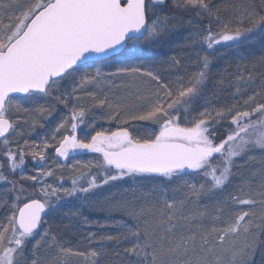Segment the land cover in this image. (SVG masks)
Wrapping results in <instances>:
<instances>
[{"label": "snow or ice", "instance_id": "obj_1", "mask_svg": "<svg viewBox=\"0 0 264 264\" xmlns=\"http://www.w3.org/2000/svg\"><path fill=\"white\" fill-rule=\"evenodd\" d=\"M181 30L186 55L130 63ZM257 37L264 0H0V264H264V55L213 74ZM125 178L157 183L108 193ZM94 200L103 222L84 216Z\"/></svg>", "mask_w": 264, "mask_h": 264}, {"label": "trees", "instance_id": "obj_2", "mask_svg": "<svg viewBox=\"0 0 264 264\" xmlns=\"http://www.w3.org/2000/svg\"><path fill=\"white\" fill-rule=\"evenodd\" d=\"M188 35V32L185 30H181L179 33L174 35L171 38V42L168 44H165L159 48L156 49H150L146 50L138 60H132L130 63H144L145 65H149L152 63L159 64L160 61L167 59L170 56L181 54L186 55V53L181 52V45L184 42L185 37ZM236 51L234 54L230 55V51ZM224 52L229 53V56L224 58H219L217 56L216 58V64L213 68V74L216 76L217 74H227L228 72L234 71L235 67L238 63L242 62H248L252 57H260L261 55H264V37H257L253 41L246 42L245 44L239 46L238 48H222L219 54H222ZM243 58V60H242ZM111 68H108L106 71H111ZM215 82V81H214ZM226 91V90H225ZM211 93V92H210ZM223 92H219L218 95H222ZM212 95V93H211ZM52 103V101H50ZM27 106V105H26ZM59 109L63 110L62 107L58 106ZM67 111V110H65ZM56 112H54L55 114ZM96 121H97V127H104L109 128L111 127L113 130L117 126L115 123L109 124L106 117L101 118L100 110H97L96 115ZM46 119H42L41 123H46ZM227 129V124H223L218 127V134L219 135H225ZM41 128L37 126L34 132H30L28 136H26L27 139L31 140H40L42 139V135L40 134ZM51 154V152H50ZM96 154H84L79 157L82 161H87L89 159H92ZM261 153L257 150L253 152V156L255 157V160L248 165V168L245 169V173L247 174L248 170L256 171L261 167L260 158ZM51 160L49 161V164ZM74 163V161L69 160L67 161L68 165H71ZM28 167H35L32 159L30 157L26 158V166L22 169L24 172L27 170ZM19 171L16 176V179H19ZM65 173V177L70 173L69 168L63 169ZM187 179V177H186ZM198 179V178H196ZM26 184H30L31 181H26ZM155 183H157L154 180H136L133 181L132 179L125 178L122 181H117L114 185H110L107 188L108 193H110L115 198H123L125 195V190H128V195H130V190L133 187L142 186L143 188H150ZM181 183V182H177ZM67 186L70 185V180L66 181ZM172 187H175V184L172 185ZM0 191H2V188H0ZM228 191H232L231 188H229ZM227 195V193H225ZM102 199V198H101ZM68 211L67 208L63 209L60 214H57L56 216L52 217L50 219V223L58 224L60 223V216L63 214V212ZM84 216L88 218L89 221L95 222V221H101L103 222L109 217V212L106 207H101L98 205L97 201H91L89 205L85 206L83 208ZM113 216L118 215L117 213H112ZM83 219V218H82ZM88 228V225L81 224L77 226L76 229L69 232L65 236V240L69 242L72 246H75L79 241L83 239V234L86 232ZM86 247V245H85Z\"/></svg>", "mask_w": 264, "mask_h": 264}, {"label": "rangeland", "instance_id": "obj_3", "mask_svg": "<svg viewBox=\"0 0 264 264\" xmlns=\"http://www.w3.org/2000/svg\"><path fill=\"white\" fill-rule=\"evenodd\" d=\"M236 51H233L231 50L230 51V55L231 54H234ZM219 58H224V57H227L229 56V53L227 52H224L222 54H218ZM216 64V62H215ZM107 70V69H105ZM67 87V85H66ZM212 91L214 90H210L209 93H208V97L211 101H218L219 103H225V102H228L229 101V98H230V90H227L226 91H223V94L220 96V95H217L216 97H213V95H211ZM211 92V93H210ZM39 103L40 104H46V103H50V99L47 98V97H42L40 100H39ZM203 103V101L201 102ZM215 106V105H213ZM67 114V111H65V109L61 110L57 107V110H56V113L53 114V116L50 118V119H46L47 122L45 123V128H41L40 130V134L42 136H44L45 132H48L50 131L52 128H54L56 126V124H58L60 122V118L62 115H66ZM82 134V133H81ZM43 138V137H42ZM50 161V160H49ZM51 163V162H50ZM36 172V168L35 167H28L27 170L24 172L25 175H32V174H35ZM71 175V174H69ZM69 175H67L65 177V186H67L66 184V181L69 180ZM51 182V181H49Z\"/></svg>", "mask_w": 264, "mask_h": 264}]
</instances>
